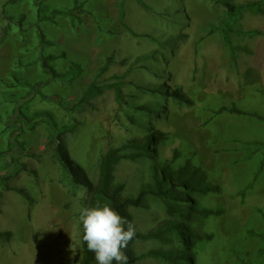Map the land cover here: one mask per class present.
I'll use <instances>...</instances> for the list:
<instances>
[{
    "label": "rangeland",
    "instance_id": "374dc122",
    "mask_svg": "<svg viewBox=\"0 0 264 264\" xmlns=\"http://www.w3.org/2000/svg\"><path fill=\"white\" fill-rule=\"evenodd\" d=\"M142 2L147 8L136 0H43L38 11L34 0H0V232L11 233L8 241L0 238V264H80L81 259L78 216L88 195L55 162L56 142L44 123L29 128L12 122L19 105L29 118L49 112L57 126L73 127L62 145L93 183L101 156L116 150L120 160L112 184L124 185L122 196L150 188L153 173L161 176L163 168L176 170L187 161L199 168L203 182L219 192L195 197L198 208L221 214L188 224L195 234L211 237L191 248L195 264H264V240L248 235H264V2L261 13L244 12L229 24L232 50L222 42L221 0ZM54 9L69 16L40 19ZM210 25L216 28L208 34ZM39 32L50 43L43 51ZM40 53L55 57L51 64L59 73L73 63L81 72L69 84L49 81L37 62ZM108 58V69L100 73ZM15 78L49 81L40 92L69 104L93 81L120 83L122 101L106 90L82 111L66 112L32 96ZM232 105L260 119L217 114ZM149 135L158 137L156 148L150 143L148 152L131 159ZM129 214L142 234L177 219L151 196ZM128 248L139 256L171 252L179 243L169 234L164 243L136 241ZM136 264L166 263L148 258Z\"/></svg>",
    "mask_w": 264,
    "mask_h": 264
},
{
    "label": "trees",
    "instance_id": "16d2710c",
    "mask_svg": "<svg viewBox=\"0 0 264 264\" xmlns=\"http://www.w3.org/2000/svg\"><path fill=\"white\" fill-rule=\"evenodd\" d=\"M7 1L9 3H14L18 0ZM42 1L43 0H34V4L37 7L38 11H40ZM136 1L142 7L147 8L143 4L142 0ZM221 2L225 7L224 16L220 20V23L223 24V28L221 29L222 42L229 50H232L230 41L226 36V29H229V24L234 22L235 20H238L244 12L261 13V5L264 0L262 2H251L239 6L232 5L231 3H229V0H221ZM57 16H69V13L67 11L54 9L52 10L50 16L40 17V19L52 22L53 18ZM120 17L122 20V13ZM215 28L216 27H214V25L208 26V34H211ZM131 34L133 36H136L132 32ZM247 34L254 35L256 33L249 32ZM38 35L39 46L41 51H43V49L50 43L45 40L42 32H39ZM149 56L150 55L145 56L144 59L149 58ZM54 60V56L44 55L43 53L39 54L37 60L40 69L49 76V81H58L60 83L69 84L81 72L80 67L73 63L69 66L66 72L59 73L51 64V62H53ZM110 62L111 58H108L104 66L100 69V73H103L108 69ZM14 80L17 86L26 88L32 96L38 95L45 101H51L57 104L62 110L66 112L82 111L83 106L88 105L92 99L101 96L106 90H113L115 92V98L118 101H122L120 83L98 85L95 81H93L82 92L76 104H69L59 97L46 96L40 92L41 88L46 86L49 81L31 84L19 78H15ZM173 96L175 99L184 101L189 105L192 104L191 101L183 100L182 97L177 93H174ZM20 107L21 105H19L15 110V118L14 120H12V122L15 125L17 123H21V125H26L29 128H33L34 124L37 121H40L46 125L51 138L56 142L54 150L55 162L59 165L63 173L68 177L70 182L74 186H80L84 188L88 195V199L83 208L93 207L97 204H108L110 207L114 208L121 216H124L131 221L129 210L143 207L146 198L151 196L159 200L164 205L166 214L169 218H173L175 216L177 217V219L175 220L170 219L165 221L159 228L152 230L146 234L136 232L134 239L130 241V243L147 240H156L164 243L167 236L170 234L174 236L178 241V249L171 252L149 251L145 254L135 256L127 247L125 252L128 257V264H136L140 260L148 258L159 259L166 264H195V259L193 258V255L191 253V248L196 242L210 240L211 237H203L195 234L192 227L188 226V224L193 222V220H195V218L197 217L201 219H207L210 216H218L221 214L220 211L198 208V203L195 197L219 192L218 187H212L206 185L203 182V178L199 168L191 166L188 161L176 170H171L169 167L163 168L161 176H159L157 172L153 173L152 185L150 188L140 190L133 197L122 196L124 185L119 184L114 186L112 184L113 168L120 160V156L117 154L116 150H109L107 153L101 156L98 166L97 180L95 183H93L89 181L84 171L81 170L77 164H75L68 158L67 152L62 145V136L71 131L73 127L57 126L54 118L49 112H39L34 114L33 117L29 118L21 111H19ZM221 113L249 115L260 119L258 115L254 113H246L238 109L234 105L230 107H221L218 110L217 114ZM11 138H15L13 134L11 135ZM157 140L158 137H155L153 135L147 136L145 141L135 146V148L138 149L140 153L130 158L135 159L148 152V146L150 145V143H154V148H156ZM15 141L16 139H14V142ZM2 156H4V153H0V157ZM17 192L24 199L29 200L30 202V199L27 197L26 193L23 190H18ZM248 235L252 238L257 237L260 240H264V235L256 234L254 231H248ZM10 237L11 233L0 232L1 239L8 241ZM80 247V264H92L94 262V254L88 251L86 244L82 241L81 235ZM261 252H264V250H261ZM113 264H115V262H113Z\"/></svg>",
    "mask_w": 264,
    "mask_h": 264
},
{
    "label": "clouds",
    "instance_id": "9594fccd",
    "mask_svg": "<svg viewBox=\"0 0 264 264\" xmlns=\"http://www.w3.org/2000/svg\"><path fill=\"white\" fill-rule=\"evenodd\" d=\"M78 228L96 264H128L125 250L136 235L132 221L108 204L81 208Z\"/></svg>",
    "mask_w": 264,
    "mask_h": 264
}]
</instances>
